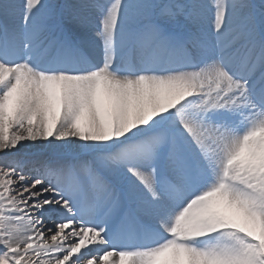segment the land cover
<instances>
[{
	"label": "snow or ice",
	"instance_id": "6c2138e0",
	"mask_svg": "<svg viewBox=\"0 0 264 264\" xmlns=\"http://www.w3.org/2000/svg\"><path fill=\"white\" fill-rule=\"evenodd\" d=\"M0 264H264V0H0Z\"/></svg>",
	"mask_w": 264,
	"mask_h": 264
}]
</instances>
